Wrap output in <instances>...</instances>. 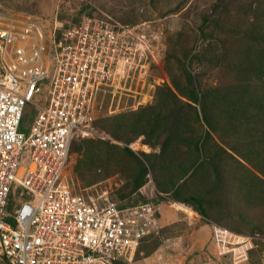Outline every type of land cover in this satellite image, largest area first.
<instances>
[{
  "label": "built area",
  "instance_id": "1",
  "mask_svg": "<svg viewBox=\"0 0 264 264\" xmlns=\"http://www.w3.org/2000/svg\"><path fill=\"white\" fill-rule=\"evenodd\" d=\"M71 11L0 24V264H129L169 223L170 202L84 197L67 176L74 139L92 136L100 100L122 95L153 44L150 29ZM210 237L184 264H249L260 240L218 225Z\"/></svg>",
  "mask_w": 264,
  "mask_h": 264
},
{
  "label": "rangeland",
  "instance_id": "2",
  "mask_svg": "<svg viewBox=\"0 0 264 264\" xmlns=\"http://www.w3.org/2000/svg\"><path fill=\"white\" fill-rule=\"evenodd\" d=\"M71 10L121 26H139L148 32L150 29L153 41L152 46L150 43L146 46L150 56L137 61L135 74L125 86L122 85L125 88L122 95L113 101L108 95L100 100L95 121L99 120L93 123L92 136L74 139L77 144L80 140L94 141L82 144L81 151L70 154L66 172L74 183L75 193L95 199L107 197L114 202L141 199L156 202L157 196L162 202H170L166 203V208L162 206L164 211L160 215V219L165 216L163 223L168 220L170 224L167 223L159 234L145 238L139 254L129 264H184L191 258H202L210 243L212 225L240 235L258 236L260 240L255 242L249 264H264V175L258 170L264 168V152L258 138L249 139L251 146L259 151L258 156L243 160L222 142L221 133L210 132L205 155L220 154L225 172L217 175L216 165L212 166L208 157L195 166L196 179L192 176L177 182L178 178H174L183 198L190 195L200 198L201 208L207 215L204 218L198 215L194 206L171 200L155 186L156 174L168 183V173L179 169L173 167L168 173L158 172L157 168L154 171L141 156L145 153L167 157L168 152L160 147L163 137L153 147L143 143L144 135L134 138V129L122 130L115 138L109 133V124L105 120L113 115L137 113L156 106V89L165 86L173 89L171 78L184 89L187 86L186 71L194 79L197 91L198 85L201 90L231 87L236 90L243 83L264 89V76L259 79L254 74L255 67L246 64L245 57H241L249 48L252 53L264 50V0H0V24L15 16H30L48 26L56 16L59 20L71 19ZM146 22L150 23L149 28ZM255 36L259 38L257 41ZM248 57L251 58V54ZM262 94L264 96V91ZM183 116L196 132L194 135L204 132V127L200 128L190 111ZM101 120H105L106 130L99 128ZM255 129L262 132L264 122L255 125ZM188 133L182 136H188ZM132 138L134 140L130 141ZM190 145L187 146L184 140L176 143L174 150L177 152L178 148L179 156L171 160L195 159L190 155ZM92 147L93 151L88 154L87 149ZM125 149L133 152L147 170L146 182L135 191H132L133 179L139 164L124 153ZM79 166L85 169L83 176L91 169L93 175L97 167L98 180L85 185Z\"/></svg>",
  "mask_w": 264,
  "mask_h": 264
},
{
  "label": "trees",
  "instance_id": "3",
  "mask_svg": "<svg viewBox=\"0 0 264 264\" xmlns=\"http://www.w3.org/2000/svg\"><path fill=\"white\" fill-rule=\"evenodd\" d=\"M258 39L259 38L255 36V41ZM250 50L249 48L247 53L243 54L241 57L242 59L245 57L246 64L250 63L251 66L255 67L253 69L255 70L254 74H257L259 79H261L260 77L264 76V50H254L253 53L251 52L252 50ZM250 54L252 56L251 58L248 57ZM167 56L168 49L165 60H167ZM190 75L191 74L187 71L184 73L187 84L184 89H181L182 87L179 86L180 83L173 78H171L173 89L167 86L157 88L155 97L156 106L147 107L139 110L137 113L129 112V114H127L128 117L127 115L117 114L111 117L109 116L110 118L107 117L105 120L109 124V133H112L115 138L118 137L117 134L122 130L128 128L132 131L134 129V138L144 135L143 143L153 147L160 138L163 137L164 139L160 142V147L162 150L168 152L167 157L160 154L154 155L145 153L141 156L147 160V164L148 162L150 163V167L154 171L158 169V172L161 171L165 173V171H167L168 173L173 167H179V169H175L174 173H168V183H164L156 174L154 176L155 186L161 193L168 194L171 200L194 206V210L198 215L206 218L207 215L201 208L200 198H196V196L193 195L183 198L180 195V186L177 182L184 180L186 177L191 178L192 176L193 180L196 179L198 173L194 172V168L197 169L195 166L201 165L202 161H206L208 157L210 160L209 163H211L212 166L216 165L217 175L225 172L221 165L223 161H220V154L209 153L205 155V144L207 139L210 138V132L221 133L222 142L226 143L227 147L239 154L243 160L258 156L257 153L259 151H256L254 147L251 146L252 141L249 139L258 138L259 145L264 152V130L260 132L255 129V125H258L259 122H264V96L262 94L264 89L258 90L256 86L252 87V85L250 86L248 83H243L239 85L236 90L234 89L235 87H231V89L227 88L226 90H221L219 88L201 90L198 85L197 91L194 79ZM182 99H186L187 101L185 102ZM155 108L158 109V111L155 112ZM187 111L193 114L194 120L199 123L201 129L204 127V132L199 135L197 132V135H194L196 132L189 126L187 118L183 116ZM181 112L183 113L182 115ZM32 116L33 113L24 116V122L30 120ZM105 120L98 122L99 128L102 127L101 129L104 128L103 130L107 129L104 122ZM187 132H189L188 136H182ZM189 135H194L195 137ZM134 138L130 141L134 140ZM183 140L187 146L191 144L192 150L190 155L195 159H182L181 162L174 160L179 156L178 148L177 152L174 150L175 145ZM87 142H89V144L94 143L93 140H80L78 144L73 142L70 154L73 151H81L82 147L80 146L82 144L85 145ZM75 146H78V148L75 149ZM109 146L113 147L111 145ZM93 148L94 147L87 149L88 154L93 151ZM218 148L228 156L226 151H223L219 146ZM124 153H126L128 157L136 160L139 164V171L133 179L132 191H135L146 182L145 176L147 170L145 165L139 161L133 152L125 149ZM217 153L219 152L217 151ZM173 157H175L173 159L174 161L171 160ZM222 164L225 165L224 162ZM262 164L264 166V160ZM83 169V166L78 167L80 175L84 179L81 177L79 178L86 182L85 185H90L98 180L97 167L94 169L93 175L91 169L87 172L86 176H83L85 170ZM258 170L264 175V168H258ZM174 178H178L176 183L173 182ZM145 202L148 201L145 199L139 201L130 200L128 202L121 201L123 205H134L136 203ZM158 202H162L160 196H157L156 202L153 203ZM139 249L136 256L139 254Z\"/></svg>",
  "mask_w": 264,
  "mask_h": 264
},
{
  "label": "crops",
  "instance_id": "4",
  "mask_svg": "<svg viewBox=\"0 0 264 264\" xmlns=\"http://www.w3.org/2000/svg\"><path fill=\"white\" fill-rule=\"evenodd\" d=\"M181 208V207H180ZM182 211H187L186 209H183Z\"/></svg>",
  "mask_w": 264,
  "mask_h": 264
},
{
  "label": "clouds",
  "instance_id": "5",
  "mask_svg": "<svg viewBox=\"0 0 264 264\" xmlns=\"http://www.w3.org/2000/svg\"><path fill=\"white\" fill-rule=\"evenodd\" d=\"M229 230V229H228Z\"/></svg>",
  "mask_w": 264,
  "mask_h": 264
}]
</instances>
